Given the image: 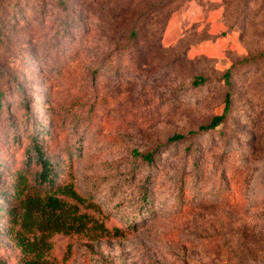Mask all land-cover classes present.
Wrapping results in <instances>:
<instances>
[{
    "label": "rangeland",
    "instance_id": "374dc122",
    "mask_svg": "<svg viewBox=\"0 0 264 264\" xmlns=\"http://www.w3.org/2000/svg\"><path fill=\"white\" fill-rule=\"evenodd\" d=\"M0 90V264L37 146L119 231L54 233L40 264H264V0H0Z\"/></svg>",
    "mask_w": 264,
    "mask_h": 264
},
{
    "label": "trees",
    "instance_id": "16d2710c",
    "mask_svg": "<svg viewBox=\"0 0 264 264\" xmlns=\"http://www.w3.org/2000/svg\"><path fill=\"white\" fill-rule=\"evenodd\" d=\"M224 79L227 93L223 113L214 116L208 124L200 126L196 131H191L190 134L215 129L225 120L232 104L230 71L224 74ZM2 96L3 93L0 90V108ZM184 138L182 134H175L169 141L174 142ZM33 153L32 156L40 167V170L36 172V183L32 184L28 176L20 172L12 185L11 195L14 200L15 215L12 217L14 223L9 230V235L23 252L20 264H40L39 259H32L29 254L36 253V241L43 246L48 243L47 239L57 232L87 231L96 239L118 236L119 231L116 229H108L89 214L82 213L77 205L72 206L68 199L80 204H83L85 199L80 196L73 183L56 185L55 166L44 156L40 147L37 146ZM144 158L151 160L152 156L147 154Z\"/></svg>",
    "mask_w": 264,
    "mask_h": 264
}]
</instances>
